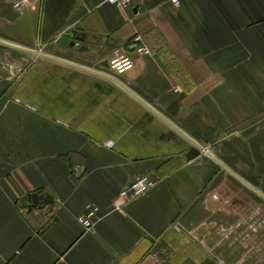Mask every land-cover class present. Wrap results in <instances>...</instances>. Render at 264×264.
<instances>
[{
  "label": "crops",
  "instance_id": "1",
  "mask_svg": "<svg viewBox=\"0 0 264 264\" xmlns=\"http://www.w3.org/2000/svg\"><path fill=\"white\" fill-rule=\"evenodd\" d=\"M14 1L0 40L39 54L0 43V264H264V0Z\"/></svg>",
  "mask_w": 264,
  "mask_h": 264
},
{
  "label": "built area",
  "instance_id": "2",
  "mask_svg": "<svg viewBox=\"0 0 264 264\" xmlns=\"http://www.w3.org/2000/svg\"><path fill=\"white\" fill-rule=\"evenodd\" d=\"M109 2L118 5L121 8L129 7L133 0H108ZM175 5H179V0H171ZM31 0H15L13 7L16 10H22L28 7ZM141 36L137 35L133 39L134 49L137 54L150 53L149 48L142 42ZM135 65L134 59L129 55H116L109 61L110 68L118 75L125 74L128 70L132 69ZM108 146H112V143H108ZM156 180L148 174L137 175L126 187H124L120 194L119 199L121 202H127L140 195L146 193L153 186H155ZM98 207L89 205L86 211L78 217L79 222L85 229H90L95 224ZM217 264H225L219 262Z\"/></svg>",
  "mask_w": 264,
  "mask_h": 264
},
{
  "label": "water",
  "instance_id": "3",
  "mask_svg": "<svg viewBox=\"0 0 264 264\" xmlns=\"http://www.w3.org/2000/svg\"><path fill=\"white\" fill-rule=\"evenodd\" d=\"M75 35H76V32L74 30H69L58 38L57 43L60 45H67V43L70 45H76L75 42H72V39L76 38ZM0 43L3 45H6V46L15 47L17 49H20V50H23V51H26L29 53H33V54H37V55L39 54V52H37V51L17 47L15 45H11L9 43H6L2 40H0ZM182 136L185 137L190 142V144L192 145L190 150L186 154V158L188 160L194 159V158L198 157L202 152H204V149L200 143L193 140L192 138L190 139V137L185 136L183 134H182ZM205 153L210 158H213V156L209 152L205 151ZM24 199L26 201V205H27L29 211H31L33 208H38V209H46L47 212L49 213V212L53 211V209L55 208V206L57 204L55 197L51 193L44 191V190H37L35 192L33 191L32 193H29L26 196H24Z\"/></svg>",
  "mask_w": 264,
  "mask_h": 264
},
{
  "label": "trees",
  "instance_id": "4",
  "mask_svg": "<svg viewBox=\"0 0 264 264\" xmlns=\"http://www.w3.org/2000/svg\"><path fill=\"white\" fill-rule=\"evenodd\" d=\"M257 120H258V118H254V120H251L250 122H246L245 125L250 124V123H253V122L257 121Z\"/></svg>",
  "mask_w": 264,
  "mask_h": 264
}]
</instances>
